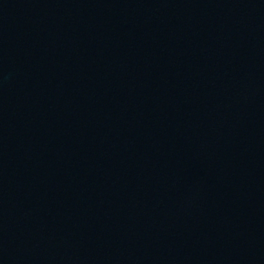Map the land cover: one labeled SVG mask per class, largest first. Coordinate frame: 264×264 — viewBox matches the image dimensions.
<instances>
[{
    "label": "water",
    "instance_id": "1",
    "mask_svg": "<svg viewBox=\"0 0 264 264\" xmlns=\"http://www.w3.org/2000/svg\"><path fill=\"white\" fill-rule=\"evenodd\" d=\"M0 264H264V0H0Z\"/></svg>",
    "mask_w": 264,
    "mask_h": 264
}]
</instances>
